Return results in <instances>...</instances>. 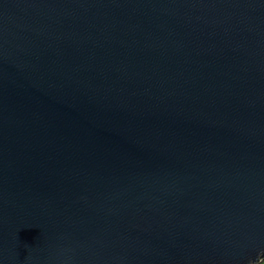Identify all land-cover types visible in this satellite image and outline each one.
<instances>
[{"label":"water","instance_id":"obj_1","mask_svg":"<svg viewBox=\"0 0 264 264\" xmlns=\"http://www.w3.org/2000/svg\"><path fill=\"white\" fill-rule=\"evenodd\" d=\"M264 260V0H0V264Z\"/></svg>","mask_w":264,"mask_h":264},{"label":"built area","instance_id":"obj_2","mask_svg":"<svg viewBox=\"0 0 264 264\" xmlns=\"http://www.w3.org/2000/svg\"><path fill=\"white\" fill-rule=\"evenodd\" d=\"M258 264H264V260H261Z\"/></svg>","mask_w":264,"mask_h":264}]
</instances>
